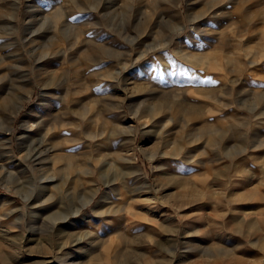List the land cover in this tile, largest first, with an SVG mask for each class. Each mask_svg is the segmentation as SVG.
I'll return each instance as SVG.
<instances>
[{
	"label": "rangeland",
	"instance_id": "374dc122",
	"mask_svg": "<svg viewBox=\"0 0 264 264\" xmlns=\"http://www.w3.org/2000/svg\"><path fill=\"white\" fill-rule=\"evenodd\" d=\"M95 1L0 0V250L264 264V0Z\"/></svg>",
	"mask_w": 264,
	"mask_h": 264
},
{
	"label": "bare ground",
	"instance_id": "6f19581e",
	"mask_svg": "<svg viewBox=\"0 0 264 264\" xmlns=\"http://www.w3.org/2000/svg\"><path fill=\"white\" fill-rule=\"evenodd\" d=\"M15 1V3H16V0H14ZM98 1L99 0H96L95 2H94V5L95 4H97L98 3ZM77 3V2H76ZM13 6H15L14 7V9L16 10V9H18V0H17V3L15 4V5H13ZM80 6V5H79ZM14 11V10H13ZM80 11V10H79ZM1 12V11H0ZM2 14H3V12H1ZM61 13H56V20H55V25H54V27H58L59 26V20H60V18H61ZM66 15V14H65ZM197 18V17H196ZM1 19V18H0ZM192 20H194V18H192ZM51 24V23H50ZM13 27H15V26H13ZM184 28V24L181 22V23H179L178 25H176V29H177V31H181L182 29ZM16 31V30H15ZM64 36H67L66 34H64ZM78 42H79V39H78ZM167 42V41H166ZM81 43V42H80ZM50 46V45H49ZM49 46H46V47H49ZM33 50L34 51H36L37 50V48H33ZM94 50V49H93ZM66 51V50H65ZM96 51H97V49H96ZM100 51H102V50H100ZM104 51V50H103ZM59 52H61L62 54H64V51H58V53ZM145 53V52H144ZM50 56H52V55H50ZM61 56V55H60ZM196 56V55H195ZM11 57H15V56H11ZM8 58H9V56H8ZM6 59V57L5 56H1L0 57V63L2 64V62L4 61ZM202 59V58H201ZM203 60H204V58H203ZM4 63V62H3ZM19 63V62H18ZM16 65V64H15ZM14 66V65H13ZM16 67V66H15ZM14 67V68H15ZM19 67V66H18ZM17 67V68H18ZM124 68H126V66L124 67ZM18 69H20V68H18ZM19 71V70H18ZM235 71H237V70H235ZM120 72L121 71H119V72H115V76H116V74H120ZM16 74V73H15ZM15 74H13V75H15ZM25 81V80H24ZM28 85H29V83L28 84H26L25 86H24V88H23V91H25L28 95H29V93H30V89H29V87H28ZM50 85V84H49ZM42 86V85H41ZM48 88V86H43V88H42V90H46ZM47 91V90H46ZM46 91H44V93H46ZM28 97V96H27ZM94 101V100H93ZM92 102V101H91ZM90 104V103H89ZM164 104H165V101H164ZM96 105V104H95ZM94 105V106H95ZM165 107V106H164ZM93 110V109H92ZM191 112V111H190ZM191 114V113H190ZM172 120H174L173 118H171ZM43 122V119L42 120H40L38 123H37V126L40 124V123H42ZM55 122L56 123H58V120H55ZM63 123V122H62ZM66 125V124H65ZM187 126H188V124H186ZM60 126V125H59ZM186 126V127H187ZM48 130H52V131H54V134H57V137H62L63 135H64V133L62 132V131H58V130H56V126H52V128H48ZM10 131V130H9ZM209 133V132H208ZM210 133H212V132H210ZM45 137V136H44ZM56 137V136H55ZM195 139H198V137H201V135L200 136H197V135H195ZM227 138H231V137H227ZM47 140V138L45 137L43 140H42V142H44V141H46ZM70 142H72V141H70ZM8 143L10 144L11 143V141L10 140H8ZM42 145V144H41ZM58 145H54V146H49V148H47V150H46V156L47 157H50L51 156V153H52V151H54L55 150V148L57 147ZM48 147V146H47ZM41 148V147H40ZM44 149V148H43ZM36 150H37V148H36ZM192 152V151H191ZM30 153H31V151L30 150H28L27 151V154H26V157L28 156V155H30ZM35 153V152H34ZM33 154V153H32ZM44 154H45V152H44ZM39 155V158H40V154H38ZM37 156V155H36ZM42 156V155H41ZM29 157V156H28ZM49 159V158H48ZM54 162L55 163H57V162H59L61 159H64V161L66 160V164H65V166L63 167V169H65L68 173H72L73 171H77V170H79V166H78V164H75V162H74V156L72 155V154H59V155H55L54 156ZM1 164V163H0ZM6 165L7 164H1L0 165V169H4L5 170V168H7L6 167ZM84 171H86V170H84ZM94 173L95 172H92L91 173V170L89 171V170H87L86 172H85V174L86 175H88V176H93L94 175ZM0 175H1V173H0ZM97 175H99V177H103L104 176V171H103V168L100 170V171H98V174ZM55 176H46V177H43V186H44V188H45V186L46 185H49V184H51V183H53L54 181H55ZM10 181V180H9ZM66 183V182H65ZM92 183H94L91 187H90V193H88L86 196H85V198L87 199V201H86V203H90L92 200H93V198H94V196H95V194H96V191L99 189H97L96 188V184H98V180L97 179H95L94 180V182H92ZM12 184V183H11ZM50 186V185H49ZM57 186V185H56ZM180 187V186H179ZM43 188V189H44ZM42 191H44V190H42ZM42 193V192H41ZM39 196H40V194H39ZM41 196H42V194H41ZM43 196H44V194H43ZM46 196V195H45ZM42 198H44V197H42ZM196 198V197H195ZM47 200V199H46ZM144 200V199H143ZM41 201V200H40ZM55 206V205H54ZM80 210L78 209L76 212H74V214H77L78 212H79ZM60 217H54V220H58ZM251 226L252 227H254L255 226V223L254 222H252L251 223ZM2 237V236H1ZM2 239V238H1ZM80 239H78V241H79ZM263 240V239H262ZM259 242V241H258ZM264 243V242H263ZM261 244V243H260ZM257 245V244H256ZM260 246V245H259ZM110 246L108 245L107 246V248L106 249H108ZM262 247V246H261ZM60 248H63V245H60ZM133 258H135L134 256H132ZM143 257V256H142ZM145 258V257H144ZM131 259V258H130ZM150 259V258H149ZM23 259L21 258V255L20 254H9V253H6L5 252V250L4 251H2V250H0V263L1 264H21V261H22ZM24 261V260H23ZM27 261V260H26ZM127 261V260H126ZM132 261V260H131ZM145 262H146V264H151V260H148V258L147 259H145L144 260ZM230 262H233V264H243V260L242 259H240V258H238V257H233L232 258V260L230 261ZM124 263V262H123ZM30 264V263H29ZM32 264V263H31ZM41 264V263H40Z\"/></svg>",
	"mask_w": 264,
	"mask_h": 264
}]
</instances>
